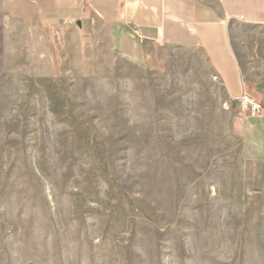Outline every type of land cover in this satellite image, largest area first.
<instances>
[{
	"label": "rangeland",
	"instance_id": "1",
	"mask_svg": "<svg viewBox=\"0 0 264 264\" xmlns=\"http://www.w3.org/2000/svg\"><path fill=\"white\" fill-rule=\"evenodd\" d=\"M24 23L0 8V264H264V112L237 109L264 26L228 25L224 98L198 48L135 66Z\"/></svg>",
	"mask_w": 264,
	"mask_h": 264
},
{
	"label": "crops",
	"instance_id": "2",
	"mask_svg": "<svg viewBox=\"0 0 264 264\" xmlns=\"http://www.w3.org/2000/svg\"><path fill=\"white\" fill-rule=\"evenodd\" d=\"M0 8L33 30L37 24L72 32L74 49H104L117 62L135 66L148 58L159 62L161 50L198 48L211 75L219 77L224 98L242 88L228 25L264 26V0H0Z\"/></svg>",
	"mask_w": 264,
	"mask_h": 264
},
{
	"label": "built area",
	"instance_id": "3",
	"mask_svg": "<svg viewBox=\"0 0 264 264\" xmlns=\"http://www.w3.org/2000/svg\"><path fill=\"white\" fill-rule=\"evenodd\" d=\"M216 78L214 77V80ZM244 94L239 98V102L237 106L238 112L246 117L255 118L258 117L264 112V108L262 106H259L255 103V101L245 92ZM232 106H227V104H222L221 108L223 110H231Z\"/></svg>",
	"mask_w": 264,
	"mask_h": 264
}]
</instances>
